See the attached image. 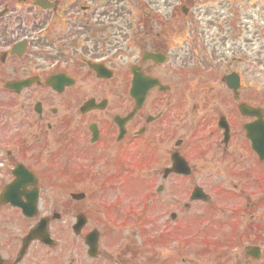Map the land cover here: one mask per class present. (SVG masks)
<instances>
[{"label": "flooded vegetation", "instance_id": "flooded-vegetation-1", "mask_svg": "<svg viewBox=\"0 0 264 264\" xmlns=\"http://www.w3.org/2000/svg\"><path fill=\"white\" fill-rule=\"evenodd\" d=\"M242 5L0 0V264L106 260L101 232L95 256L86 243L88 196H70L85 193L98 172L110 174L109 160L118 159L121 173L133 168L144 174L157 165L160 182L194 181L191 162L198 156L236 167L248 156L264 174V159L245 131L256 120L255 108L264 121V105L251 103V88L242 82L247 71L235 68L253 63L249 50L260 39L264 46V18L248 30L253 19L243 17ZM232 74L240 82L235 90L226 80ZM244 103L247 115L239 111ZM171 142L165 152L170 162L162 166V146ZM175 152L188 175H164ZM261 177L248 184L261 191ZM34 195L32 210L15 205ZM50 196L57 198L51 202ZM80 214L87 222L74 230ZM41 219L53 242L36 238L23 249L25 235Z\"/></svg>", "mask_w": 264, "mask_h": 264}, {"label": "rangeland", "instance_id": "rangeland-1", "mask_svg": "<svg viewBox=\"0 0 264 264\" xmlns=\"http://www.w3.org/2000/svg\"><path fill=\"white\" fill-rule=\"evenodd\" d=\"M240 10L243 17L253 19L247 23L248 30L252 31L253 21L258 17L263 24L264 0L250 3L243 0ZM236 42L240 40L234 39L233 43ZM259 42L249 50L255 54H248L253 63L247 68L242 65L235 68L242 72L245 68L247 76L242 82L251 88V103L263 106L264 46ZM171 144L162 146V166L170 162V154L165 152ZM247 157L236 167L228 159L214 165L206 156H198L191 162L196 170L194 181L177 182L175 179L160 182L157 165H153L144 174L143 169L138 172L131 168L133 177L131 173L125 176H130V180L124 183L121 176L119 180L117 177L123 170L116 162L118 159L109 160L110 178L109 174L98 173L85 189L88 196L85 206L91 217L88 228L102 230L104 236L110 230L113 236L112 244L106 246L107 258L100 264H264V189L260 192L248 184L249 179H263L264 174L259 175L262 169ZM162 184L163 190L157 191L156 187ZM195 185L209 194L211 202L209 205L190 202V207L183 209L182 204L189 202ZM56 198L50 196L49 201ZM255 199L258 203L252 205ZM102 204L110 208L104 212L106 207L102 208ZM171 213H175L174 218ZM109 241L106 238L105 243ZM251 244L260 246V258L253 259L244 253L245 246Z\"/></svg>", "mask_w": 264, "mask_h": 264}, {"label": "water", "instance_id": "water-1", "mask_svg": "<svg viewBox=\"0 0 264 264\" xmlns=\"http://www.w3.org/2000/svg\"><path fill=\"white\" fill-rule=\"evenodd\" d=\"M257 140H259L258 137L256 138L255 142H256ZM255 142H253L254 145H255ZM80 220H81V218H80ZM80 222H81V221H80ZM38 230H39V229H36L35 232H37ZM35 232H34V233H35ZM34 233H33V234H34ZM92 234H93V233H91L90 235L92 236ZM31 236L33 237V236H36V235H35V234L32 235V233H31V234L28 236V238H31ZM91 236L89 237V239L91 238ZM92 239H94V238H92ZM91 246H92V248L94 249L95 245L92 244Z\"/></svg>", "mask_w": 264, "mask_h": 264}]
</instances>
